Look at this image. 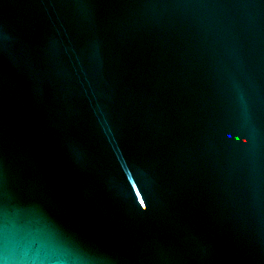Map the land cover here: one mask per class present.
I'll return each mask as SVG.
<instances>
[{
    "label": "water",
    "instance_id": "water-1",
    "mask_svg": "<svg viewBox=\"0 0 264 264\" xmlns=\"http://www.w3.org/2000/svg\"><path fill=\"white\" fill-rule=\"evenodd\" d=\"M0 264H264V0H0Z\"/></svg>",
    "mask_w": 264,
    "mask_h": 264
}]
</instances>
